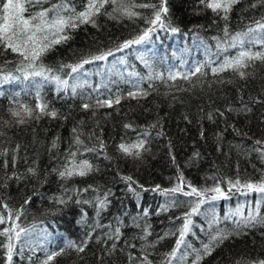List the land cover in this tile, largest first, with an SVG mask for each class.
Returning a JSON list of instances; mask_svg holds the SVG:
<instances>
[{"label": "trees", "instance_id": "trees-1", "mask_svg": "<svg viewBox=\"0 0 264 264\" xmlns=\"http://www.w3.org/2000/svg\"><path fill=\"white\" fill-rule=\"evenodd\" d=\"M58 2L60 0H41L39 5L29 8L24 15ZM253 3L256 0H240V3L233 6L225 21L202 5L200 0H169L172 23L181 29L180 33L161 31L149 44L116 53L108 61L85 65L79 80H86L87 83L77 88L76 95H72L70 90L58 94L54 83H45L39 89L50 108L57 110L58 117L55 119L44 116L39 121L16 124L9 109L17 108L19 104L34 107L37 103V88L31 81L23 80L0 87L5 93L0 96V153L4 149L8 150L7 156L0 155V164L8 160L7 173L15 171L23 177L21 180H6L8 187H0V200L7 202L9 208L15 211L27 196L33 192L39 193L38 197L33 196L32 203L26 206V213L21 217L23 226H34L31 245L35 248V254L33 255L30 247L25 246L23 257H14V264H40L45 256L43 249L57 251L61 247L65 249L64 253L50 264H129L127 254L132 252L140 256L141 245L147 243L154 244V247L147 248L149 259L153 264H161L164 254L174 246L176 236L168 235L158 243L156 241L159 236L176 231L181 226V221L174 218L188 210L186 203L173 207L171 202L174 199L187 201L191 198L182 194L164 196L159 192L144 193L139 203L149 208L150 215L137 221L141 224L137 228L132 218L140 211L138 202L127 192L122 176H132L145 188L160 185L162 189H167L179 183L177 177L182 173L185 191L188 190V182L197 188H211L219 181L227 191L224 182L226 178L234 180L239 176L242 182H258L261 179L264 175V160L250 149L255 140H264V104L253 103L256 99L264 101V63L257 61L247 69L251 75L246 80H241L231 70L216 75L210 71V67L221 63L224 56H235L241 51L239 46L228 47L231 35L246 30L255 20L264 17V7L258 5L252 8L250 5ZM71 4L80 11L86 0H71ZM105 7L111 12L115 6ZM140 11L145 16L150 15V10ZM96 25L83 24L69 31L72 38L66 43L55 45L42 57L43 63L53 69L58 68L61 63L74 64L82 58L115 49L146 27L141 18L113 19L104 14L96 17ZM225 26L229 36H225ZM197 41L206 47V51L211 52L205 56H196L194 66L211 60L213 63L205 69L208 74H197L187 81L179 77L175 81L168 80L170 71L185 74L189 71L185 65L186 54L178 57V50L172 45L176 44L178 47L180 43L183 46L188 42L189 49V45L193 46ZM218 42L227 48L226 52L217 48ZM259 47L257 45L253 51ZM129 50L132 52L131 57ZM140 54L148 60L150 67L139 59ZM122 56L126 61L125 65L120 60ZM20 59L18 54L0 45V75L9 72L19 74L16 69ZM136 67L145 68L142 72H136L142 77L149 74L155 77L156 74L163 73L165 80L142 81V87L150 92L145 98H124L114 108L82 109L84 102L94 101L97 95L94 89L105 92L106 95L115 94L119 90L126 97L127 92L133 88L132 83L125 81L135 82L137 77H130L128 74L134 72ZM67 71L68 69H64L59 74L63 77ZM73 82L69 81L70 84ZM149 83L153 85L152 88H149ZM89 96L92 100L88 99ZM244 104L251 107L250 112L241 111ZM218 112H222L223 116ZM209 114L211 119L208 118ZM125 124H132L133 127L126 129ZM73 128L80 134L83 145L74 143ZM201 130L204 132L203 138L200 136ZM145 131L150 133L146 145L148 150L142 152L140 158L124 156L118 151L121 142H134ZM158 132L162 135L158 136ZM57 137V147L52 148ZM96 137L106 145L103 153L99 152ZM17 145L20 146L19 151L13 153ZM94 146L97 147V152L84 151L85 147ZM70 151L76 152L77 162L88 160L94 165V170L86 176L59 177L53 169H64L72 159L68 155ZM194 153L199 155L194 156ZM13 155L16 156L15 168L11 163ZM29 167L36 168L37 176L27 172ZM0 177H5V170L0 169ZM84 188L89 190L77 191ZM109 192L112 193L108 196L110 205L97 215V197L102 199ZM230 195V199L203 205L201 211L205 215L193 218L196 227L186 237L193 248H201L207 243L209 233L215 229H227L230 232L235 229L234 220L240 217H230L228 220L223 218L238 207L247 215L258 198L254 193L245 196L235 189ZM52 197L63 198L67 203L58 204ZM163 205H169L167 211L161 210ZM85 213V223H78ZM261 213L264 214V204L261 205ZM213 214L220 218V223L209 227ZM120 220L123 221L122 224L118 223ZM145 224L151 225L149 231L152 233L147 241L140 239ZM116 226L121 227L123 235L116 242L117 250L109 254L108 246L113 241L109 240L105 245L97 242L96 238H103L105 233H111ZM93 228L95 231H92ZM87 232L92 233V239L85 252L78 253L74 248L67 247L68 241L79 244ZM2 240L4 238L0 237V241ZM125 241L135 243L136 248H129ZM29 255L33 256L31 262L27 260ZM193 256L194 253L187 255L182 264H191ZM4 259V250L0 248V264H4ZM259 259H264V227L257 226L233 232L210 256L204 257L200 264H251ZM173 264L178 262L173 261Z\"/></svg>", "mask_w": 264, "mask_h": 264}, {"label": "snow or ice", "instance_id": "snow-or-ice-1", "mask_svg": "<svg viewBox=\"0 0 264 264\" xmlns=\"http://www.w3.org/2000/svg\"><path fill=\"white\" fill-rule=\"evenodd\" d=\"M41 0H0V45H3L5 49H10L13 53H16L21 57L19 64L17 66L16 72L19 74H13L11 72L0 75V87L5 84H11L14 81H31L33 85L37 88L36 98L37 103L34 107L27 104H19L17 108H10L9 112L18 125H23L31 120L39 121L42 117L48 116L52 119L58 117V112L54 108H50L48 102L43 99L40 94L39 89L45 83H54L56 85V91L67 93L69 90L72 95L77 94V88L82 87L87 81H80L79 75L82 74V70L85 65L92 64L96 61H108L109 57H115L116 53H122L126 49H132L134 46H141L153 42L154 37L158 36L161 31L169 32L172 34H177L181 32V29L172 23V12L169 7V0H147V2L137 3L136 0H86V4L83 10L77 11L71 4V0H60L58 3L51 4L50 7H42L39 11L29 12L25 16V12H28L29 8H33L39 5ZM200 3L204 5L207 9H210L217 16H220L225 21L228 19V14L232 10L234 5L240 3V0H200ZM26 4L28 7H26ZM106 5L115 6L112 11L106 10ZM264 7V0H256V3L250 5V7L255 8L257 6ZM103 10V12H102ZM140 10H150V15L145 16ZM104 14L113 19H119L121 17H127L129 19L141 18L145 21L146 27H144L141 32L131 39L123 41L115 49H108L106 51L99 52L97 54L91 55L86 58H82L74 64H63L61 63L58 68L53 69L46 66L43 63L42 57L50 52L55 45L66 43L72 37L68 34L69 31L79 28L83 24L96 25V17ZM202 27V26H201ZM225 36H229L228 28H224ZM231 43L228 47L235 48L239 46L241 51H239L235 56H224L223 61L214 67H210V71L213 75L218 73L231 70L234 72L241 80H246L251 73L247 71L252 67L257 61L264 63V17L260 20H255L252 25H249L246 30L241 32H236L231 35ZM259 45V49L253 51ZM218 49L224 48L221 43H217ZM139 59L143 60L146 66L148 60L144 58L143 54H140ZM121 62H126L124 57H120ZM213 62L211 60L204 63H199L189 71L181 73L179 71L169 72L167 79L170 81H175L178 77L183 80H190L191 77L200 75H207L205 71ZM64 69H68L64 72L63 77L59 74ZM130 77H137L135 82L131 80L125 81L126 83H132L133 90L128 91L126 97L122 96L117 90L115 94H107L105 92H99L92 103L84 102L81 107L84 110H89L92 108H114L115 105H119L121 100L124 98L140 99L145 98L150 95V92L142 87V81L147 80L151 82L152 80L164 81L165 77L163 73H158L154 76L149 74L147 77L140 76L139 73L131 72L128 74ZM73 80V83H69ZM166 82V81H165ZM153 85L149 83V88ZM5 93L0 90V96ZM16 95H19L17 93ZM92 100V97H88ZM241 100L243 98L241 97ZM13 103H17L13 101ZM253 103L264 104V101L256 99ZM241 111L250 112L251 107L248 104H244ZM219 115L223 116L222 112H218ZM211 119V114L208 116ZM66 119V117H65ZM9 123V122H5ZM126 129L132 128V124H125ZM149 127H156V125H149ZM74 134V143L76 145H83L84 141L81 140L80 134L77 132L76 128L72 129ZM93 135H95L93 133ZM150 135L149 132L145 131L138 135L137 140L130 143L121 142L118 145V151L124 156L140 158L142 152L147 151V137ZM157 135H162L158 132ZM201 138L204 137V132H200ZM57 137L52 143V148L57 147ZM98 141L99 152L103 153L106 149V145L102 139L96 137ZM19 145L13 149V153H18ZM79 150V149H77ZM219 150V149H218ZM86 152H97V147L88 148L85 147ZM251 152L257 153L259 157L264 160V140L257 139L253 142L250 149ZM8 150L4 149L0 155L7 156ZM69 157L72 159L64 167L62 171L53 169L57 172L61 178H70L73 175L86 176L89 172L94 170V165L88 160L76 161V152L70 151L68 153ZM199 153H194V156H198ZM173 161L175 157H172ZM12 167L15 168L16 156L13 155L11 158ZM178 167V166H177ZM8 160H4L0 164V169L5 170V177H0V187L7 188L8 185L6 180H21L19 174L13 171L11 174L7 173ZM27 172L32 176H37V170L35 167H29ZM121 179L126 183V190L137 200V207L140 211L136 216L132 218L135 227L140 228L141 224L137 221L143 220L150 215L149 208L143 207L139 201L142 200V195L147 192H159L164 196H175L176 194H182L184 197H189L191 199L187 201L172 200L171 206L175 207L179 204L186 203L188 205V210L184 211L181 216L175 217L174 219L181 221V226L174 232L165 233L159 236L156 243L159 240H163L168 235L176 236L175 244L172 249L164 254L161 264H173V261H177L178 264H182L185 257L190 253H194L191 264H200V262L206 256H210L220 244L225 240L229 239L233 232L256 228L257 226L264 227V214L261 213V205L264 204V175L258 182H253L251 180L241 181L239 176L234 180L231 178H226L225 183L227 185V191L221 186V183L217 181L216 185L211 188H197L193 186L190 182L187 183V191H185L184 179L182 173L177 177L179 183L172 188L162 189L160 185H156L154 188H145L144 185L139 184L138 181L134 180L132 176H122ZM91 187V186H89ZM233 189L236 192L241 193L245 196H250L251 194H256L257 199L254 201L253 206L247 212V215L241 211L238 207L234 212H230L229 216H225L223 219L228 220L230 217H240V219L234 220L236 228L231 232L227 229H215L213 232L209 233V240L204 243L201 248H193L186 240V237L194 232L196 227L194 217L198 215H205L201 211L202 206L209 203L218 201L221 199H230ZM89 189L84 188L82 190L87 192ZM112 193H105L104 197L101 199L97 197V215L100 211L106 210L110 205L111 201L108 196ZM33 196H39V193L33 192L32 195L27 196L23 203L15 211L9 208L7 202L0 200V237L4 240L0 241V248L4 250V264H14V257H23V250L25 246L32 249L33 255L35 254V248L31 245V233L34 231L33 227H25L21 223V217L26 213V206L32 203ZM58 204H66L67 201L63 198H55ZM71 199V197H68ZM89 203V201H85ZM169 205L161 206L162 211H167ZM159 214V213H156ZM84 216L82 215L81 220L78 223H85ZM122 224L123 221H118ZM220 218L213 214L209 227L214 224H219ZM99 226V225H98ZM108 227H111L109 225ZM151 228L150 224H145L143 228V235L140 237L141 240L147 241V237L152 233L149 231ZM95 231V228L92 229ZM123 235L120 226L113 228L111 233H105L103 238L97 237V242H102L105 245L108 241H113L111 245L108 246L109 254L117 250V241L120 240ZM92 239V233L87 232L85 238L79 243L74 241H68L67 247L74 248L78 253L85 252L88 247L89 242ZM125 244L131 248L135 249L136 244L125 241ZM148 247H154L153 243H147L141 245V255L136 256L132 252H129L128 260L129 264H153V261L149 259V253L147 251ZM45 252L44 258L40 261V264H50L54 261L57 256L64 253L65 249L61 247L57 251H48L46 248L43 249ZM179 254V255H178ZM33 256L29 255L27 260L32 261ZM251 264H264V259L254 260Z\"/></svg>", "mask_w": 264, "mask_h": 264}, {"label": "rangeland", "instance_id": "rangeland-1", "mask_svg": "<svg viewBox=\"0 0 264 264\" xmlns=\"http://www.w3.org/2000/svg\"><path fill=\"white\" fill-rule=\"evenodd\" d=\"M58 236H59V237H62V235H60V234H59Z\"/></svg>", "mask_w": 264, "mask_h": 264}]
</instances>
